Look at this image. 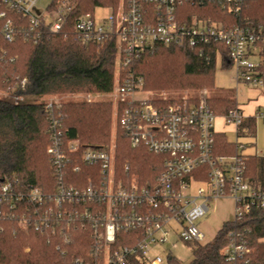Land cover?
I'll list each match as a JSON object with an SVG mask.
<instances>
[{"label":"built area","instance_id":"2783aa9c","mask_svg":"<svg viewBox=\"0 0 264 264\" xmlns=\"http://www.w3.org/2000/svg\"><path fill=\"white\" fill-rule=\"evenodd\" d=\"M248 0H225L238 12ZM38 0H0L7 10L21 14L28 26L13 17L1 24V32L9 40L23 36L38 42L56 33L64 25L67 6L63 0H52L47 13L36 12ZM184 0H120L116 8L103 20L94 14L80 15L75 31L85 45L103 43L115 37L120 55L115 70L112 91L114 128L108 144L83 145L75 138L66 144L56 138L48 147L58 179L56 191L45 192L35 186L28 191L16 187L0 175V218L12 211H20L21 221L39 227L56 226L61 215H68L74 202L90 201L81 215L92 221L96 243L93 264H165L167 256L158 251L160 245L178 240L185 243L202 242L199 220L210 210V201L232 197L235 218L252 207L264 210V186L251 173L246 154H218L216 152L217 113L209 106L208 93L201 91L196 100L167 103L163 93L144 89V80L133 71L122 74L135 57L157 43L180 47H196L202 42L218 40L229 50L235 66L234 79L264 86L258 65L264 45V27L245 25L225 28L211 18L193 16L180 22L176 11ZM145 4H154L149 11ZM259 55V62L252 57ZM92 100L91 93L86 94ZM58 102L55 98L49 101ZM223 117L227 123L239 126L246 118L239 108H232ZM264 120V105L255 113ZM121 126L133 146L144 145L162 156V167L153 182L140 183L133 177H121L116 168V127ZM80 161L98 168L99 175L89 174L87 184L74 187L64 182L66 169H81ZM128 168V167H127ZM196 184H199L196 186ZM204 184V185H200ZM30 211V212H29ZM29 212V213H27ZM28 214V215H27ZM31 217H36L31 220ZM173 223H178L176 228ZM120 231L135 232L132 245H115ZM177 233L176 239L172 233ZM242 243L231 242L224 248L231 263L246 252ZM171 252H168V254ZM167 254V255H168Z\"/></svg>","mask_w":264,"mask_h":264},{"label":"trees","instance_id":"16d2710c","mask_svg":"<svg viewBox=\"0 0 264 264\" xmlns=\"http://www.w3.org/2000/svg\"><path fill=\"white\" fill-rule=\"evenodd\" d=\"M67 6L63 27L38 42L16 36L7 39L1 24L13 17L28 26L21 14L7 11L0 17V89L14 95L43 97L55 95L104 94L112 91L120 55L115 37L103 43L83 44L75 31L80 15L94 14L98 7L116 8L120 0H63ZM149 11L154 4H145ZM0 10H7L0 5ZM180 22L193 16L211 18L225 28L250 23L264 27V0H248L238 11L225 0H184L176 11ZM258 65L264 80V45ZM218 57L222 66L232 65L228 47L210 40L196 47L157 43L135 57L122 74L133 71L144 80L146 90H211L216 88L215 68ZM188 97V100H196ZM184 97L167 98L166 102L183 101ZM209 106L219 115L238 107L235 96H208ZM17 101L0 97V175L28 191L38 186L47 193L56 191L58 179L48 147L56 138L65 144L79 139L83 145H106L111 140L113 104L110 100L86 98L52 102ZM239 133L255 135L256 120L248 117ZM116 168L121 177H137L146 184L156 180L162 156L144 145L133 146L125 130L116 127ZM241 146L216 132L218 154H241ZM253 178L264 186V155H247ZM79 171L68 167L64 182L74 187L87 184L89 174L99 175L98 168L80 161ZM128 167V168H127ZM90 201L74 202L69 214L61 215L56 226L39 227L23 223L20 211L0 218V264H93L96 243L92 221L81 215ZM30 212V211H29ZM27 212V213H29ZM28 215V214H27ZM36 217H31L35 220ZM135 232L120 231L115 245H132ZM242 243L246 252L234 263L227 260L224 248L231 242ZM193 258L187 264H264V210L252 207L243 215L224 221L208 242H191ZM136 264H145L137 262ZM165 264H184L172 253Z\"/></svg>","mask_w":264,"mask_h":264},{"label":"rangeland","instance_id":"374dc122","mask_svg":"<svg viewBox=\"0 0 264 264\" xmlns=\"http://www.w3.org/2000/svg\"><path fill=\"white\" fill-rule=\"evenodd\" d=\"M52 0H38L36 5V12H45L47 13L48 4ZM111 13V10L106 7H98L95 10V17L97 20H103ZM252 60L255 62H259L260 57L259 55H255L252 57ZM235 66L232 64L228 67L222 66V60L220 57L217 59V64L215 68V84L216 88L207 90V89H200V90H184V91H177V90H152L153 92L163 93L169 98H176V97H195L201 91H206L208 95H231L236 96L237 101L239 103H246L245 110L252 111V102L249 99L259 100L260 102L263 100L262 96H264V86L253 84L250 82H246L247 87L239 86L237 81L234 79L235 74ZM93 99H105L110 100L112 98V94H91ZM0 97L10 99V100H17V101H51L55 98H59L62 100L68 99H77L81 100L85 98V94L77 93L74 95H62L59 98L55 95H47L43 97H36V96H22V95H14L11 94L9 91L1 90L0 89ZM218 120H215V128L222 127L218 124ZM113 123H114V116H113ZM114 128V124L112 127V131ZM224 130H226V135L230 140H235V134L230 131V127L225 126ZM237 141L241 147L242 154H263L264 153V120L262 118H257L256 120V133L255 135H241L237 137ZM199 184H196V186ZM204 185V184H200ZM211 207L209 212L199 220V228L204 234V238L202 242H208L213 239V237L217 234L219 229L222 227L224 221L231 220L235 218V202L232 197H219L214 198L210 201ZM174 226L178 229L180 225L178 223H173ZM171 239L177 238V233L173 231ZM178 239V238H177ZM158 251L163 257H166L168 252H171L174 256L180 259V261L184 264H187L193 258V250L192 245L189 243H185L181 240H178V243L175 247L172 246L171 242H167L164 245H160Z\"/></svg>","mask_w":264,"mask_h":264},{"label":"crops","instance_id":"0c3cea01","mask_svg":"<svg viewBox=\"0 0 264 264\" xmlns=\"http://www.w3.org/2000/svg\"><path fill=\"white\" fill-rule=\"evenodd\" d=\"M234 77V76H233ZM238 83V87L240 86H244V87H247L246 86V84H244L245 82H237ZM236 97V96H235ZM262 98H263V100L260 102L259 100H253V99H249V100H251V101H253L252 102V111H246L245 110V107H246V103H239V101H238V107L244 112V114H245V116H246V118L245 119H247L248 117H254L255 116V113L257 112V110L260 108V107H262L263 105H264V96H262ZM255 118V117H254ZM216 119H219L218 120V124L220 125V126H222V127H218V128H216V131L217 132H223V133H225L226 134V130H224V128H225V126H228V127H230V131H232L234 134H235V140H230L228 137V140H230V141H236V142H238L237 141V137H239V136H241V135H245V134H243V133H239V131H238V129L239 128H237V127H235V125H233V124H231V123H227L226 121H225V119H224V117H223V115H217V118ZM244 119V120H245ZM255 120H257V118H255ZM227 136V135H226ZM241 147H244V145L243 146H241ZM241 150V149H240ZM240 153H241V151H240ZM246 155H249V154H246ZM262 155H264V153L262 154ZM252 170V169H251Z\"/></svg>","mask_w":264,"mask_h":264}]
</instances>
